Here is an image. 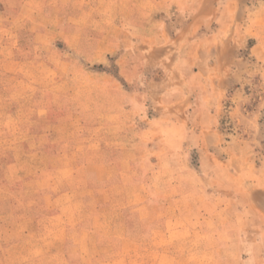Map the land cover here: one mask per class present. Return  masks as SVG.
<instances>
[{
    "label": "rangeland",
    "instance_id": "374dc122",
    "mask_svg": "<svg viewBox=\"0 0 264 264\" xmlns=\"http://www.w3.org/2000/svg\"><path fill=\"white\" fill-rule=\"evenodd\" d=\"M261 3L241 0L238 21L225 10L217 51L176 23L162 35L169 20L144 18L148 0L25 20L0 0V264H264V221L241 220L233 242L231 212L201 207L264 195L199 194L244 157L264 191V46L248 39ZM59 21L81 27L76 48Z\"/></svg>",
    "mask_w": 264,
    "mask_h": 264
},
{
    "label": "crops",
    "instance_id": "0c3cea01",
    "mask_svg": "<svg viewBox=\"0 0 264 264\" xmlns=\"http://www.w3.org/2000/svg\"><path fill=\"white\" fill-rule=\"evenodd\" d=\"M79 1L80 0H4V2L8 3V7L14 11V18L23 20L33 19L35 15H37V17L39 18L47 16L51 17L49 13L51 14L55 12H59V16H61V18H64L66 17L64 12V5H67L68 3H77ZM259 1L262 2L260 5H258V9L260 7V9L262 10V12L260 13L262 22L260 23V25L251 29L252 33L248 36V39L250 40H257L256 42L252 40V44L250 47L252 53H255L256 50H259V47L264 46V0ZM148 2H151V5L146 6L147 10L143 12L144 18H148L151 20L156 19L158 21L160 19L169 20L162 24V28L164 29V31L161 32L162 35H164V33L171 32L174 28L173 25L176 23L179 27L178 34H180L182 38H190L191 36L192 38H194L196 34L198 35L200 34V32H202L201 36L205 35L206 38H209L208 49L219 51L222 50L221 45L225 43L224 26L221 25L220 19H223L226 10L228 13V18L230 17L229 20L231 19V21H238L241 0H236L235 2L231 3V5L225 4L224 0H148ZM49 4H52L53 7H49ZM252 4L254 3L252 2ZM227 7H230V9H227ZM69 29H71V31H66ZM236 31L237 34L240 33V28L238 26L236 27ZM47 33L48 29L46 27L37 31L36 34L42 37ZM59 33H61L65 37V39L69 41L67 46L73 49L72 47L76 48L79 43L77 40L78 44L76 43V45L73 46L71 42V39H73L72 37H74V35L78 36L79 34L83 33V31L79 25L64 26L60 25L59 21ZM245 37L247 38V36ZM230 47L232 49L234 48L232 45H230ZM91 49L92 50L89 49V52H95L92 53L93 55L96 54L97 51H95L93 47ZM59 55H61V53H59ZM62 61V59L59 60V66ZM228 63L229 62H219V64L217 65L221 66V69H223L226 65H228ZM237 75L238 73L235 74V76ZM102 79L106 80L109 78L103 76ZM95 81L96 77H91V82H87L88 85L90 83L92 84L89 93H94L96 91V84H94ZM262 109L263 108L259 110L261 120H263V122H260V127H264V111ZM86 113L93 115V112L91 110H88ZM62 125V120H59V127ZM255 163L257 164L256 161L249 160L248 157H244V160L240 162V167L233 160L231 161L228 159L224 161L222 164L223 174H219V171L217 169H215L213 174H205L206 179H208L209 177L211 179H215V183L211 186L205 185L203 187H199V194L237 195L242 192L243 194L264 195V191L262 190L257 191L256 193L254 192V189H256L254 187L256 186H253L254 184L251 180L255 176H253L251 171L246 172L247 169H245L247 167H251ZM215 165L217 168L220 167V160H216ZM59 169H61V167H59ZM237 178H242L243 184L241 186L235 185V182L232 181L233 179ZM239 189L240 192H238ZM63 192L64 193L61 194L59 193V196L66 194L65 191ZM202 199L206 200L205 205L201 206L202 209H205L206 211L211 210L212 212H231V216H229V218L227 217L226 219L221 221L223 226H236L239 229L240 226L243 225L241 224V220H243L248 225L246 226V228H250L251 221L254 219V217L255 219L257 218L261 219V221H264V204L257 199L256 201L251 200L249 202L242 203L234 202L232 200H230L231 202H219L213 201L212 199L208 198ZM244 228L245 227H243L242 230ZM238 229H236L234 233L232 232L229 234L231 236V241L233 242H241V231L240 229Z\"/></svg>",
    "mask_w": 264,
    "mask_h": 264
}]
</instances>
